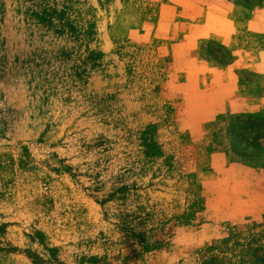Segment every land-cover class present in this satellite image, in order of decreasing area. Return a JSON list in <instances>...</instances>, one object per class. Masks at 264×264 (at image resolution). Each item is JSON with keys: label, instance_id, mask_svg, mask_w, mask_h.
<instances>
[{"label": "rangeland", "instance_id": "374dc122", "mask_svg": "<svg viewBox=\"0 0 264 264\" xmlns=\"http://www.w3.org/2000/svg\"><path fill=\"white\" fill-rule=\"evenodd\" d=\"M264 6L0 0V264H264Z\"/></svg>", "mask_w": 264, "mask_h": 264}, {"label": "trees", "instance_id": "16d2710c", "mask_svg": "<svg viewBox=\"0 0 264 264\" xmlns=\"http://www.w3.org/2000/svg\"><path fill=\"white\" fill-rule=\"evenodd\" d=\"M252 10L264 6V0H236ZM232 153L247 165L264 168V119L239 116L227 129Z\"/></svg>", "mask_w": 264, "mask_h": 264}]
</instances>
